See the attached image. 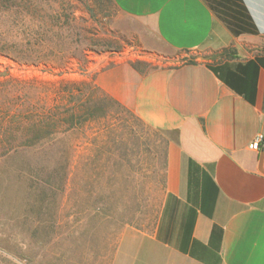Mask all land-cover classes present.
I'll use <instances>...</instances> for the list:
<instances>
[{
	"label": "crops",
	"instance_id": "0c3cea01",
	"mask_svg": "<svg viewBox=\"0 0 264 264\" xmlns=\"http://www.w3.org/2000/svg\"><path fill=\"white\" fill-rule=\"evenodd\" d=\"M110 2L158 48L215 61L96 75L162 137V181L151 218L117 233L96 214L68 215L64 264H264V149L249 148L264 141V0H234L224 15L216 0Z\"/></svg>",
	"mask_w": 264,
	"mask_h": 264
},
{
	"label": "rangeland",
	"instance_id": "374dc122",
	"mask_svg": "<svg viewBox=\"0 0 264 264\" xmlns=\"http://www.w3.org/2000/svg\"><path fill=\"white\" fill-rule=\"evenodd\" d=\"M43 26L61 32L70 45L97 51L89 53L86 73L74 66L69 74L54 77L0 57V77L89 81L121 63L146 72L197 58L215 61L212 55L158 48L142 24L121 16L108 0H0V40L21 41L28 38L24 32ZM67 55L79 53L71 47ZM63 137L58 148L65 143L71 149L66 182L60 181L62 149L29 156L34 161L30 167L0 164V264H64L65 239L77 223L68 219L70 214H96L92 223L114 233L154 214L164 141L135 112L104 106L82 130Z\"/></svg>",
	"mask_w": 264,
	"mask_h": 264
},
{
	"label": "trees",
	"instance_id": "16d2710c",
	"mask_svg": "<svg viewBox=\"0 0 264 264\" xmlns=\"http://www.w3.org/2000/svg\"><path fill=\"white\" fill-rule=\"evenodd\" d=\"M216 2L222 15L226 8L232 10L234 5V0ZM90 34L95 36L96 32ZM23 35L28 38L13 43L0 40V57L54 77L69 74L74 66L81 74L86 73L89 53H97L92 48H82L81 43L70 45L62 38L61 32L54 34L49 26L29 29ZM53 35L58 39L53 40ZM71 47L79 55L68 56ZM230 52L231 49L223 50L221 57ZM104 106L122 107L96 85L95 78L50 82L1 75L0 164L15 166L16 163L19 168L30 167L34 161L29 156L47 155L55 149H62L64 160L59 165L63 171L60 181L66 182L71 149L65 143L61 148L57 144L64 142L63 136L79 132L88 121L99 117Z\"/></svg>",
	"mask_w": 264,
	"mask_h": 264
},
{
	"label": "built area",
	"instance_id": "2783aa9c",
	"mask_svg": "<svg viewBox=\"0 0 264 264\" xmlns=\"http://www.w3.org/2000/svg\"><path fill=\"white\" fill-rule=\"evenodd\" d=\"M249 148L252 150L264 149V141L261 136H257L253 142L249 145Z\"/></svg>",
	"mask_w": 264,
	"mask_h": 264
}]
</instances>
